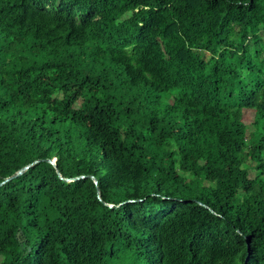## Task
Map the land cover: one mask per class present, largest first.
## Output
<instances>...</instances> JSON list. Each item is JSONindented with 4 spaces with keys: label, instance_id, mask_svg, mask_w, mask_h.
<instances>
[{
    "label": "trees",
    "instance_id": "1",
    "mask_svg": "<svg viewBox=\"0 0 264 264\" xmlns=\"http://www.w3.org/2000/svg\"><path fill=\"white\" fill-rule=\"evenodd\" d=\"M0 264H264V0H0Z\"/></svg>",
    "mask_w": 264,
    "mask_h": 264
},
{
    "label": "water",
    "instance_id": "2",
    "mask_svg": "<svg viewBox=\"0 0 264 264\" xmlns=\"http://www.w3.org/2000/svg\"><path fill=\"white\" fill-rule=\"evenodd\" d=\"M52 163H54V161H52ZM24 170H25V169H24ZM19 174H20V173H17L16 175L12 176L11 178H13V177H15V176H19ZM11 178H9V179H11ZM9 179H7V180H9Z\"/></svg>",
    "mask_w": 264,
    "mask_h": 264
}]
</instances>
